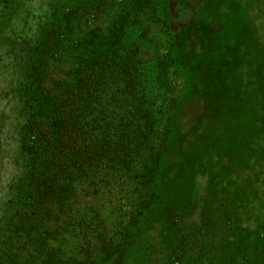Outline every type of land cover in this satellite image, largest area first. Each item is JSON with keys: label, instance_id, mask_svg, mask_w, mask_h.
<instances>
[{"label": "rangeland", "instance_id": "1", "mask_svg": "<svg viewBox=\"0 0 264 264\" xmlns=\"http://www.w3.org/2000/svg\"><path fill=\"white\" fill-rule=\"evenodd\" d=\"M155 1L164 14L167 0ZM173 1L177 8L194 0ZM196 1L194 25L182 28L184 98L158 172L159 194L148 220L135 225L138 238L113 241L104 264H264V0ZM76 3L0 0V259L25 243L11 224L25 174L28 56L51 12ZM148 38L142 43L150 52L164 47L160 29ZM138 171L114 177L88 206L106 224L85 237L73 230L59 243L66 256L81 264L102 249L94 235L128 229ZM19 263L29 264L26 253Z\"/></svg>", "mask_w": 264, "mask_h": 264}, {"label": "trees", "instance_id": "2", "mask_svg": "<svg viewBox=\"0 0 264 264\" xmlns=\"http://www.w3.org/2000/svg\"><path fill=\"white\" fill-rule=\"evenodd\" d=\"M156 3L77 0L70 9L51 12L27 64L25 174L21 209L11 224V233L20 232L25 243L21 252L2 254L0 264H20L21 253L29 264H78L59 243L73 230L85 237L92 226L106 224L88 206L114 177L136 168L139 199L128 229L94 235L102 249L81 264L108 263L113 241L138 238L135 225L148 220L145 211L159 194L158 172L178 129L184 98L179 44L198 9L196 0L177 8L167 0L162 14ZM154 28L165 42L152 53L142 41L151 39Z\"/></svg>", "mask_w": 264, "mask_h": 264}]
</instances>
